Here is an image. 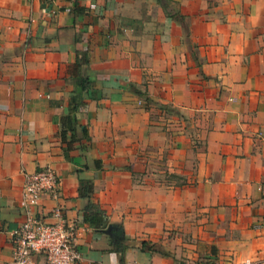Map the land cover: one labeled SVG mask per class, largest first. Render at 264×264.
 <instances>
[{"label": "crops", "instance_id": "1", "mask_svg": "<svg viewBox=\"0 0 264 264\" xmlns=\"http://www.w3.org/2000/svg\"><path fill=\"white\" fill-rule=\"evenodd\" d=\"M44 168L73 264H264V0H0V264Z\"/></svg>", "mask_w": 264, "mask_h": 264}, {"label": "built area", "instance_id": "2", "mask_svg": "<svg viewBox=\"0 0 264 264\" xmlns=\"http://www.w3.org/2000/svg\"><path fill=\"white\" fill-rule=\"evenodd\" d=\"M58 181L49 168L26 174L18 205L23 220L11 230V257L6 264H73L79 259L74 228L58 207L42 213V194L55 195Z\"/></svg>", "mask_w": 264, "mask_h": 264}]
</instances>
